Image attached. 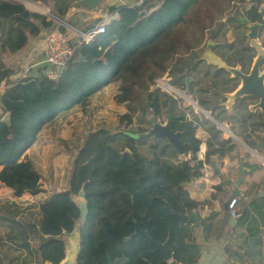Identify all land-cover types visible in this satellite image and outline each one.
<instances>
[{"label":"trees","instance_id":"trees-1","mask_svg":"<svg viewBox=\"0 0 264 264\" xmlns=\"http://www.w3.org/2000/svg\"><path fill=\"white\" fill-rule=\"evenodd\" d=\"M28 1L41 3L55 17L64 19L70 7L80 0ZM202 1L206 0H152L138 6H108L106 14L115 18L89 43L80 45L57 80L39 76L12 82L11 92L0 98V187L13 198L44 194L42 176L24 153L37 141L45 126L52 125L66 111L78 108L84 111L90 99L111 84L117 85L114 102L124 104L129 110L119 117V125L130 126L132 115L139 112L138 127L133 132L145 133L142 126L149 117L160 118L170 102L165 94L150 89L155 81L168 73L173 83L182 84L196 65L193 49L202 41L204 28H197L201 39L197 38L193 46L190 22L192 10ZM209 1L214 7L221 5V0ZM258 4H264V0H258ZM53 25L43 15L19 3L0 0V54L17 53L42 29H51ZM61 31L65 30L61 28ZM250 60L251 55L246 57V63ZM9 75L0 60V83ZM6 113H9V122L2 123ZM182 119L174 121L171 129L181 133L185 151L195 159L200 144L195 137L196 128ZM203 125L208 134L206 163L211 157L221 159L233 151L235 145L231 140L221 139L214 124L204 121ZM131 143L123 131L86 130L80 144L70 148L72 169L66 178L65 190L50 193L38 200L37 205L25 209L15 204L14 210L3 207L1 210L6 214L3 238L5 242H15L16 249L22 251L10 262L22 258V264L32 259L34 264H60L65 258L63 237L79 224V253L75 264H108L109 261L111 264H195L200 246L194 239L195 227L190 226L188 216L198 213V206L203 204L185 200L176 190L190 176L197 178L199 174L191 175L185 168L164 161L162 156L167 152L172 156L174 151L166 143L157 142L150 147L154 159L149 172L164 185L149 186L144 176L145 166L137 153L133 159L126 153L121 154L125 148L134 151L129 146ZM82 185L88 213L80 223L71 198ZM215 189L220 192L219 187ZM253 205L252 201L247 206L241 204L236 225L249 220L251 211L258 214ZM177 215L186 217L187 222L182 224ZM16 218L19 220H13ZM135 224L155 242L167 244L172 253L170 262L164 261L161 253L147 241L130 239ZM201 227L204 232L210 230L204 224ZM247 233L253 238L257 236L251 246L261 245L260 233L252 224ZM33 243L35 246L30 250ZM256 253L264 259L262 249Z\"/></svg>","mask_w":264,"mask_h":264},{"label":"crops","instance_id":"crops-1","mask_svg":"<svg viewBox=\"0 0 264 264\" xmlns=\"http://www.w3.org/2000/svg\"><path fill=\"white\" fill-rule=\"evenodd\" d=\"M10 1L17 3L16 0ZM135 1L102 0L101 5L93 11H86L84 8L72 6L65 16V20L68 21L70 18L74 21H83L86 18H98V23H100L105 14L104 7L112 5L133 6ZM95 26L86 30H92ZM49 31L50 29H42L39 35L29 40L26 47L22 50L13 55L7 54V64L4 60L2 63L10 75L6 78L9 81L4 79L0 83V98L11 92L14 86L12 82L22 78V66L29 57L33 60L42 57L44 50L43 40ZM17 67L19 70L16 72V75L20 74V77L15 79L16 75L13 76V71ZM252 104L250 103L249 105ZM224 111L223 115L226 114V121L220 115V118H222L220 132H226V138L222 136L221 139H232L231 142L235 145V148L221 159L211 157L209 165H205L201 170L202 178L195 179L193 186L190 187L192 193H187L188 199L199 205L206 201L203 205L198 206L196 211L198 213H193L192 219L189 220L190 226L195 227L193 231L194 239L200 246L199 259L195 264H264V259L256 255V252L262 249V256H264V116L258 112L251 113L246 108L232 109L231 112H227L226 109ZM1 114L0 103V116ZM198 126L201 127L204 137V139L197 138L200 141L198 150H200L199 152L204 157L208 134L205 130L206 126L201 123ZM224 127L227 131L224 130ZM218 128L220 130V127ZM42 132L38 136L37 141L24 153L23 156L25 158L28 155L30 158L31 155H40L41 151L36 148L45 142L43 140L45 134H42ZM238 136H240L241 141H239ZM244 151H247L249 156H246ZM211 163L214 165V168H212ZM239 166H242L243 175L242 182L237 186L238 196L234 197L237 199V212H239L241 204L247 206L252 201L261 218L255 211H251L249 220L236 225V218H230L228 211L224 209V204L231 198L232 192L235 189V184L239 178ZM252 166L255 169L251 171L250 167ZM208 172H210V177ZM216 187L220 188V192L216 191ZM61 190H65V188ZM50 193L49 190L45 194L34 197L24 194L19 198H13L6 189L0 187V264H22V258H19V261L10 262L13 258L19 256L22 251L16 249L15 242H5L3 237L6 230L3 227V223H5L6 214L1 209L3 207H11L14 210V204L20 209H25L31 205H37L38 200L46 198ZM34 199L36 202H33ZM258 199H262L261 202ZM208 206L211 209L207 214L203 215L200 208H208ZM218 211H221L223 215L220 216ZM212 213L216 215L211 216L210 214ZM13 220H19V218ZM202 224L209 226L210 230L204 232L201 227ZM251 224L260 233L261 245L251 246L252 241L257 239V236L253 238L247 233V228ZM32 246H35V244L33 243L30 246V250L33 248ZM260 246L262 247L260 248ZM24 255L25 252H23ZM27 262L26 264H34L33 259L31 262L30 260Z\"/></svg>","mask_w":264,"mask_h":264},{"label":"flooded vegetation","instance_id":"flooded-vegetation-1","mask_svg":"<svg viewBox=\"0 0 264 264\" xmlns=\"http://www.w3.org/2000/svg\"><path fill=\"white\" fill-rule=\"evenodd\" d=\"M244 3H246V7H244ZM255 5V13H253L250 10V5L248 2L244 1L238 3L235 9L229 10L228 16L226 18L223 16V18L220 19L219 22H212L209 27H206L203 30V32L201 33L203 36V40L193 49V52L197 57L195 59L196 65L183 78L182 84L173 83L172 78L168 75V73H164L161 77L163 85L161 88L158 89V92L165 94L170 100V102L166 104L167 107L163 111L162 116L160 117L162 118L165 113L166 121L164 123H161L158 121V119L160 118H156L154 116H150V118L154 117L160 125H164L168 122L169 115L167 111L169 110V113L172 116L169 121L170 129L171 124L174 121L179 120V118H183L182 122L191 123L197 131L199 123L203 124V122L206 120L199 122L194 117L190 118L185 114H180L178 111L173 110L174 106H180L183 101H186L187 106H194L198 108V110L202 114H207L204 113L203 110L208 112L207 115L208 118L212 121V124H214L218 130V127H220L219 132L221 131L222 118H220V115L224 114L225 109L221 108L220 106H225L224 104L227 102V96L233 93L238 88L240 82L238 79L231 78L230 74H228L224 69H220L214 63V59L220 60L223 64L229 67L238 68L242 73L246 74L249 71L256 55L255 50L250 45V35L252 34L254 36V41L257 44L261 45L262 48H264V23L262 25H259L257 28L255 17L257 14H261L264 18V6L263 4H258V0H255ZM240 8H242L243 10H241ZM253 31H255V33H253ZM203 47L205 48V50L202 49ZM200 49H202L204 52H199L197 54L196 52ZM249 55H251V60L250 62L246 63V57ZM203 56H206L207 59H204ZM243 62L246 63L245 67L242 66ZM187 80H189L188 86L186 82ZM241 104L242 101L239 100L234 104V106H241ZM200 108H202V110ZM148 120L147 124H144L148 126L147 129L144 127L146 130L145 132H147L151 127V125L148 123ZM214 121L217 123V125ZM196 131L195 137L197 138ZM129 132L132 134H139L133 132V130ZM173 132L180 133L178 131ZM129 139L133 142L129 146H132L134 148V151L125 148V150L121 154L126 153L133 159V154L137 153L138 159H140L145 166L143 171L147 169L148 172L149 167L151 166V163L154 159L150 147L156 144L157 142L166 143L174 151V155L169 156V152L165 153L162 156L164 161L168 160L175 167L185 168L191 175H193L194 173L199 174L197 178L190 176L188 181L182 183H188L193 180L194 184L195 179L202 178L203 175L201 173V170L203 169V167L205 165H209L210 163V160L207 163L205 162L204 154V157L202 159L203 161L198 160L196 163L190 165L191 160H196V155L198 152L194 155L195 159H193V155L190 152L185 151L186 143L182 142L181 133L179 140L182 144H184V152L182 155H179L168 144L165 138L137 140L131 138ZM140 140H146V142H148L149 140L153 141L150 144L144 143L145 145L148 144L146 149L147 153L150 155L149 158L147 156L139 154V152L136 151L135 144ZM136 146L140 147L138 143L136 144ZM159 146L160 145H158V147ZM180 158L183 159L180 160ZM191 186L181 187L179 185V189L176 190V193L182 196L181 193L185 192V188ZM166 207L168 206L166 205Z\"/></svg>","mask_w":264,"mask_h":264},{"label":"rangeland","instance_id":"rangeland-1","mask_svg":"<svg viewBox=\"0 0 264 264\" xmlns=\"http://www.w3.org/2000/svg\"><path fill=\"white\" fill-rule=\"evenodd\" d=\"M244 1L248 2V0H243V2ZM237 2L238 1L236 0H230L229 2H227V0H221L220 7H214L209 0H206L205 2L202 1L198 6H196L192 10L191 13L192 23L190 22V25H192L191 36H190L191 39L193 38L192 45L195 46L197 44L196 39L200 37V33L197 30L198 27L203 26V28L205 29L206 27H209L212 22L220 21V19H222L223 16L226 18L228 16L229 10L235 9L236 5L240 3ZM33 3L38 5L39 9H43V8L48 9V7L42 5L41 3L40 4L37 2H33ZM244 7H246V3H244ZM105 8L106 7H104L103 10H105ZM242 8L240 9L243 10ZM31 12H35V11H31ZM37 13L40 14V12ZM98 20H99L98 18H86L83 19V21H74L73 19L69 18L67 22L73 27H78L82 30H86L90 27H94L98 23ZM202 49L205 50L204 47ZM202 49H200L196 53L198 54L199 52H204ZM0 60L1 62L4 60L5 63L7 64L8 62L7 54L4 53L0 54ZM18 70L19 69L17 67V69L13 71V76L16 75V72ZM116 87H117L116 84H111L110 86L104 88L102 92L95 94L90 99V102L84 111L79 108L76 110L73 109L70 111H66L65 113L59 115L52 125H47L43 129L42 134H45L43 139L45 142L43 141L44 143H42V145H38L36 148L37 150L41 151L40 155L38 156L31 155V158L28 155L26 159L29 158L30 161L33 163L34 168L39 173H41L43 187L47 192L50 190V192L53 193V192H58L59 190L64 188L66 189V183H67L66 178L68 177L72 169V159H73V155L70 151V148H72V146H76L80 144V141L82 140V136L86 132V130L93 131L99 128H105L110 132H117V131L129 132L131 130L133 131L136 130L137 128L136 123L138 122L139 119V112H136L132 115L131 126L126 127L124 123L119 125L118 122L119 117L124 114H127L129 110H127V106H125L124 104L117 105L114 102V96L117 94ZM150 89L154 90L153 87H151ZM133 105L131 107H136ZM173 108L174 111L176 110L180 114H185L190 118L194 117L199 122L206 120L209 123H212V121L208 118L207 115L208 112L203 110L204 113H207L206 115H204L198 110V108L194 106H187L186 101H183V103L180 106H174ZM200 109L202 110V108ZM221 116L224 119V121H226L225 119L226 114ZM158 121L161 123H164L166 121L165 113L162 118L158 119ZM143 127L147 129L148 126L143 125ZM224 130L227 131L225 127ZM201 131L202 129L201 127H199L196 131V136L199 139H204ZM225 133L223 132L220 133L221 134L220 137L223 136L224 138H226ZM238 138L240 139V136H238ZM239 141H241V139ZM152 142L153 141L149 140L147 143L150 144ZM136 144H135L136 151H138L139 154L143 156H147L149 158L150 155L147 153V149H146L148 144L147 145L144 144L143 146L139 144L140 147H137ZM199 151L200 150H198V153L196 155V160L195 161L191 160L190 165L196 163L200 159L201 160L203 159V155ZM244 152L246 156H249V153L247 151ZM182 159L183 158H180V160ZM208 174L210 177V172H208ZM184 191L188 194L192 193V189H190V187L185 188ZM33 202H36V200L34 199ZM205 202H203V204ZM210 209L211 208H209V206L208 208H203V209L202 207L200 208L201 213L203 215L207 214ZM218 213L220 216L223 215L221 211H218ZM190 219H192V215L188 216V220ZM76 229H78V225H76L75 230L73 231L74 233ZM74 233L65 235L63 237L66 242V246H67L66 251L68 253L72 252L71 245L73 243L72 240H74L73 239Z\"/></svg>","mask_w":264,"mask_h":264},{"label":"water","instance_id":"water-1","mask_svg":"<svg viewBox=\"0 0 264 264\" xmlns=\"http://www.w3.org/2000/svg\"><path fill=\"white\" fill-rule=\"evenodd\" d=\"M102 3V0H80L73 4L74 7L77 8H84L86 11H93L97 9ZM248 3L250 5V10L255 13V0H248ZM256 27L258 28L259 25H262L264 23V18L261 14H257L256 16ZM57 21H63L64 19L56 18ZM255 33V31H253ZM251 47L255 50L256 55L255 58L251 64V67L249 71L245 74L242 73L238 68H232L225 64H223L220 60L214 59V63L220 68L224 69L228 74H230L231 78L238 79L240 84L238 88L231 94L227 96V102L224 104L225 106H220L223 109H226L227 112H231L232 109H248L249 112L255 113L258 112L262 116H264V48L261 47V45L257 44L254 41V36L251 34ZM204 59H207L206 56H204ZM20 77V74H17L15 76V79H18ZM187 80V86H188ZM241 100L242 104L241 106H234V104ZM250 103H253L252 105H249ZM168 112V122L164 125H160L156 118L151 117L148 120V123L151 125L150 129L143 133V134H132L130 132H123V134L131 139L137 140V139H151V138H165L168 144L179 154L182 155L184 152V144H182L179 140L180 133H175L170 129L169 121L171 119V115ZM2 123H8L9 122V113H6L3 115L1 119ZM215 122V121H214ZM217 125V123L215 122ZM212 168H214V165L211 163ZM239 178L237 180V183L235 184V189L232 192L231 198L224 204V209L228 210V205L230 201L238 196V189L237 186L242 182V175H243V169L242 166H239ZM216 172V171H215ZM144 176L148 179L149 183L148 185H161L163 186L162 180H156L153 175H151L147 169L144 170ZM229 183V182H228ZM193 185V180H191L188 183H181L180 186H191ZM84 185L81 186L78 193L71 198L72 203L75 205L79 212L78 220L80 223H83L86 219L88 210H87V203L85 199V194L83 191ZM182 197L186 200L188 199V194L186 192L181 193ZM177 218L180 220L182 224H185L187 222V218L184 216H178ZM79 225V224H77ZM76 227V226H75ZM75 230V229H74ZM78 229H76L74 235H73V243L71 245L72 252L65 253V258L60 264H75L77 260V256L79 253V237H78ZM71 233V234H72ZM132 238H141L145 241H147L149 244H151L156 250H158L164 261L170 262L172 260V253L170 248L167 246L166 243H158L155 242L153 239H151L145 231H142L137 224H135L134 233L130 236V239ZM67 246L65 245V249ZM108 264H111L110 261Z\"/></svg>","mask_w":264,"mask_h":264},{"label":"built area","instance_id":"built-area-1","mask_svg":"<svg viewBox=\"0 0 264 264\" xmlns=\"http://www.w3.org/2000/svg\"><path fill=\"white\" fill-rule=\"evenodd\" d=\"M152 0H136V6L144 2ZM24 8L29 11L40 12L47 21L54 23L53 27L46 34L43 40L44 50L42 57L33 60L30 57L22 66L21 75L23 77H39L42 76L49 81H55L59 77L62 70L67 66L76 51L82 44L89 43L92 38L101 33L104 25L112 21L115 15L104 14L102 21L95 26L94 29L83 31L78 27L71 26L64 18L63 21H57L49 9H39L38 5L28 0H16ZM63 28L65 31H61ZM163 85L161 78L157 79L153 84V89L158 90ZM228 213L230 218L235 219L238 217L237 212V199L233 198L228 205Z\"/></svg>","mask_w":264,"mask_h":264}]
</instances>
